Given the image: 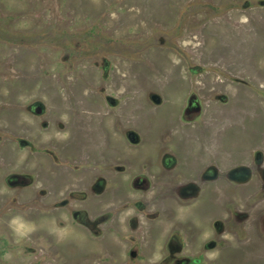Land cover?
Returning a JSON list of instances; mask_svg holds the SVG:
<instances>
[{
    "label": "rangeland",
    "instance_id": "rangeland-1",
    "mask_svg": "<svg viewBox=\"0 0 264 264\" xmlns=\"http://www.w3.org/2000/svg\"><path fill=\"white\" fill-rule=\"evenodd\" d=\"M263 133L264 0H0V264H85L75 252L87 245L70 240L88 232L70 210L103 200L102 177L110 217L99 228L148 253L166 213L201 212V194L185 207L160 196L179 169L161 181L145 151L186 148L225 172L254 149L264 161ZM253 232L251 244L236 239L234 264H264ZM149 253L118 263L151 264Z\"/></svg>",
    "mask_w": 264,
    "mask_h": 264
},
{
    "label": "flooded vegetation",
    "instance_id": "flooded-vegetation-1",
    "mask_svg": "<svg viewBox=\"0 0 264 264\" xmlns=\"http://www.w3.org/2000/svg\"><path fill=\"white\" fill-rule=\"evenodd\" d=\"M244 134L249 136L246 132ZM262 136L264 137V135ZM165 137L167 138V136ZM247 142L244 145L246 149L251 147L253 143L252 140ZM103 151H105L104 148ZM188 151L193 152V150ZM131 153L127 156H130ZM145 153L151 159L150 162L146 163L147 166L154 165L161 168V173L158 174V177L157 175L153 176L160 178L161 181L171 171L176 168L179 169L177 173L173 174L169 182H167L169 186L165 188L166 191L160 196L168 195L171 201H175L178 206L185 207L192 206L195 201L199 200L201 194V212L199 210L186 212L184 209L171 208L172 210L166 213V216H169L172 223L166 230H154V234L156 233V235H154L153 241H149L148 244L150 249V253H148L151 255L154 254L155 256L151 264H187L189 263L188 259L193 261L192 264H234L236 256L233 250L238 248V241L236 239L238 237L247 240L250 239L248 242L251 244L252 235L253 238L255 236L253 231H256L258 235L260 233L264 234V161L259 150H252L249 155V160L247 159L241 162L235 161L225 172L219 170L215 163H209L207 166L205 164L201 168L199 154L197 156L190 153L187 154L186 148L172 149L165 146H156L150 147ZM131 156L133 158L136 157V152L132 153ZM108 158L109 156L107 155L103 172L108 170L109 176L111 174ZM196 158H198L197 161L194 160ZM190 160H194L195 162L192 161V164L187 163ZM131 162L132 164H136L135 160ZM118 165L119 167H115H123V164ZM191 167L194 170H190ZM222 179L227 185L226 190L231 191V194L227 191L223 192V189L217 186L216 182ZM98 180L100 183L96 185L102 184V190L97 193L101 194L103 200L99 203L93 199L94 201L92 200L87 207H81V210H70L71 218L85 227L84 230L88 232L87 238L89 239L85 243L76 242V240L72 242L73 240L71 239L70 242L73 243L72 245H87L86 250L82 251L80 250L81 247H78L76 249L79 252L76 251L75 253L88 257L89 260L85 264H119L118 261L123 254L128 255L130 259L132 257L134 260L142 259L148 253L140 249L142 242L135 240V236L133 240L128 241V246L125 250L121 246L125 241L109 240V235H107L111 231L109 227L108 231H105L106 229L103 226L99 228L100 224L108 220L110 214L102 211L105 205L108 206L104 197L106 180L103 177ZM190 181L196 182L197 184H192ZM60 183L58 182L57 185H60ZM191 185L195 186L194 190L190 187ZM90 189L93 191L92 183L90 184ZM235 191L237 196L242 198L241 206L237 203V200L228 199L232 197L231 195H234ZM75 194L78 195L79 193ZM75 194L69 195L73 197V202L78 197ZM81 195L79 196L83 197ZM170 204L173 205L172 203ZM223 204L227 205L223 207ZM95 207L100 212L90 217L88 210L91 209L93 213ZM117 214H119V211ZM203 218H209L208 226L206 227L201 225ZM139 228L141 226L137 225L133 230H139ZM205 232L209 233L208 237L203 236ZM222 232L228 233L227 239L229 240L231 237L235 238V246L231 247L234 259L230 256H222V249H226L227 253H231L227 239L225 240L219 236ZM101 234L102 236L100 238H103L104 241L98 240L94 242V236ZM93 243L97 247L92 246ZM197 245H201V247L199 248L198 246L196 248L193 258L189 257L188 249ZM212 251H216V254L213 257H209L208 254ZM77 264H81V262H77Z\"/></svg>",
    "mask_w": 264,
    "mask_h": 264
},
{
    "label": "bare ground",
    "instance_id": "bare-ground-1",
    "mask_svg": "<svg viewBox=\"0 0 264 264\" xmlns=\"http://www.w3.org/2000/svg\"><path fill=\"white\" fill-rule=\"evenodd\" d=\"M115 150V149H114ZM116 154V153H115ZM103 158V157H102ZM120 160V159H119ZM112 176V175H111ZM68 230V229H67ZM73 230V229H72ZM74 231V230H73ZM71 232V231H70ZM62 233H63V231H62ZM58 234V233H57ZM68 235H69V233H67ZM71 234V233H70ZM64 235V234H63ZM58 236V235H57ZM73 236V235H72ZM81 236V235H80ZM70 237V236H69ZM66 239H68V237L66 238ZM70 239V238H69ZM56 240V239H55ZM57 240H59V239H57ZM61 240V239H60ZM61 241H63V240H61ZM66 241V240H65ZM66 244V243H65ZM64 246V245H63ZM62 246V247H63ZM43 255V254H42ZM41 257H45V255L44 256H41ZM68 263V262H67Z\"/></svg>",
    "mask_w": 264,
    "mask_h": 264
},
{
    "label": "clouds",
    "instance_id": "clouds-1",
    "mask_svg": "<svg viewBox=\"0 0 264 264\" xmlns=\"http://www.w3.org/2000/svg\"><path fill=\"white\" fill-rule=\"evenodd\" d=\"M15 223V222H14Z\"/></svg>",
    "mask_w": 264,
    "mask_h": 264
}]
</instances>
